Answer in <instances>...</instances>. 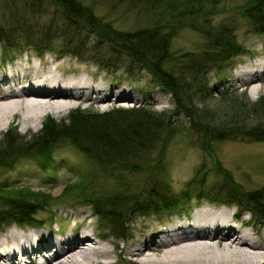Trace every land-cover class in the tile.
Wrapping results in <instances>:
<instances>
[{
	"label": "rangeland",
	"instance_id": "374dc122",
	"mask_svg": "<svg viewBox=\"0 0 264 264\" xmlns=\"http://www.w3.org/2000/svg\"><path fill=\"white\" fill-rule=\"evenodd\" d=\"M30 2L31 0H0V25L6 27L5 30H8L10 26L13 30L11 35L7 33L10 38L19 39L20 43L24 44L23 47L8 48L4 51L3 45L6 42L0 38L1 61L4 58L13 63L18 58L37 59V62H42L43 65L56 68L59 73L79 72L89 81H93L92 83L98 82L106 89L100 94H108V99L97 101L95 98L97 95L92 91L89 92V97L85 101L76 100L77 103L73 105L75 107L78 105L82 113L104 114L117 109L126 110L132 106H139L143 107L141 109L144 111L157 115L158 118L166 117L157 139L146 149L144 155L141 153V161L137 160L138 165L141 163L146 166L145 171H130L128 168L117 166L116 163L101 164L97 160L90 159L78 145L66 138H60L55 142L57 149L52 151L53 156L57 157L51 166L53 178L40 169L35 157L31 156L32 153L19 149L28 148L33 145L36 138L45 136L43 127L48 116L56 123L67 122L68 116L75 107L64 109L61 115H55L52 112L42 114L32 128H23L15 121H10L8 125L3 126L4 128L0 131V155L5 158L8 155L5 149L13 148L22 157L17 158L12 168L0 165V183L6 182V184L23 187L28 185L31 190L48 194L51 200L49 203L51 211L37 212L38 217L47 221L44 226L48 224L51 228L66 233V230L68 232L73 227L76 220L91 214V217L82 221L81 224H85L89 229L93 228L98 239L99 236L106 237L101 241L106 248H111L113 243L117 244L109 258L114 264H152L140 263L134 257L123 259L124 253L120 249L124 242L129 240L136 242L138 236L148 239L155 232L153 229L160 228V224L168 225L166 212L155 213L145 210L147 202L156 195L155 191L167 193L166 189H168L174 195H179L182 191L191 189V192L189 191L191 198L187 205H192L199 188L195 180L202 181L206 189L214 187L216 190L222 186L221 174L213 172L217 164L229 170L243 190H264L263 139L243 140L242 136H225L211 143L210 153L208 147L206 149L204 145L205 131L223 133L229 128H240L241 125L252 130L259 122H263L260 116L248 112L252 111L255 101L260 98L264 100V82H257L253 86L238 85L234 76L236 70L246 66L247 60L250 61L247 63L253 64L260 56L264 58V33L257 32L251 20L244 15L248 8L247 0L214 2L191 0L187 4L188 7L192 6L205 14L201 15V11L199 13V10H194L192 18L187 17L191 9L185 8L181 0H161L156 3L151 0H80L82 5L90 9V13L95 18L92 17L94 21L105 22L115 31L132 32L144 28L151 21L153 24L158 22V35L169 39V56L164 66L169 71L189 63L190 67L200 69L204 62V55L217 51L213 32L222 27H227L233 32L239 50L242 47L258 52V56L254 58L245 53L235 56L232 61L220 62L219 66L216 63L205 73L204 80L200 77L202 85L209 87V92L207 94L205 91L202 94L201 92L193 93L194 98L190 106L191 117L185 111L179 109L175 111L173 96L160 89L150 73L131 63V60L123 56L124 54L121 55L117 48L113 50L111 44L99 41L97 34L91 30L92 25L89 28L82 23H70L57 17L55 21L57 27L52 28L50 32L47 26L52 15L61 14V11L48 0H43L40 8L44 12L36 14L31 11L33 7ZM184 16L186 18L182 19ZM26 23L32 25V30L26 31ZM19 25L23 27L19 28ZM26 33L28 38L32 35L35 39H40L39 43L48 45L49 51L36 50L32 45L26 44L30 43L23 37H26ZM33 41L36 43L35 40ZM60 51L63 54L57 57ZM184 53L194 54L193 60L190 62L185 58L182 60L179 58L175 63L174 59ZM73 54H78L81 58L74 57ZM120 56L122 57L118 61L117 58ZM115 58L120 63L118 66L110 67L111 61ZM168 118L170 121L166 122ZM195 122L202 125L201 130L194 128ZM163 141L164 154L158 158ZM44 148H41L40 152ZM132 161L133 157L129 155L125 164L127 162L131 164ZM82 175L88 177L91 189L102 192L101 196L104 195L102 199L105 200L109 197L106 196L107 193L122 190L124 187L130 193L138 194L140 191L139 202L145 205V209H139L141 205L133 206L131 211L123 214L121 219L123 225L119 224L117 230V224L112 225L105 215L98 217L92 214L93 210L89 201H76L78 199L67 201L63 190L67 185L78 182ZM211 193L215 194L214 191ZM70 201H75L76 204L70 205ZM112 201L115 205L119 204L118 199ZM262 201L264 202V198ZM205 202L202 200L201 204ZM211 205L216 206L215 203ZM107 207L103 205L105 214L109 216ZM229 208L231 212L235 211L233 207ZM143 212L149 213L143 216L141 215ZM133 215L137 217L134 221L130 219ZM244 217L248 218L247 213H244ZM50 222L53 225H50ZM236 225L239 226V223L237 222ZM10 227L19 230L15 224L0 226V234L1 230L8 231ZM121 231L127 233L126 240L121 238ZM246 231L255 239L249 229ZM43 233L52 232L44 230ZM33 238L35 239L34 235Z\"/></svg>",
	"mask_w": 264,
	"mask_h": 264
},
{
	"label": "trees",
	"instance_id": "16d2710c",
	"mask_svg": "<svg viewBox=\"0 0 264 264\" xmlns=\"http://www.w3.org/2000/svg\"><path fill=\"white\" fill-rule=\"evenodd\" d=\"M48 1L61 11V14L56 13L52 15L47 26L48 31L51 32V30H53L52 28L57 27V25L55 26L57 17L58 19H62V21L70 23H82L89 28H91L92 25L91 30L97 34L99 41H105L106 43L111 44L113 50L117 48V50L121 52V55L124 54L123 56L128 57L131 60V63L138 65L140 69L150 73L154 81L160 87L172 93L175 101V111L177 109L185 111L188 113L189 117L192 116V114H190V110H192L190 109V106L195 92L196 94H199V92L202 94L204 91L205 94L209 92V87L207 85H202L200 77L204 80L205 73L211 66L216 63L220 64V62L224 61L228 56L234 55L238 51L233 32L227 27H222L213 32L215 37L214 45L217 46V51L204 55V62L200 69L190 67L189 63L186 66L182 65L179 69L178 67H175L172 71H169L164 67L169 56V39H167V37L163 38L161 34V36L158 35V22L153 24V21H151L152 23L149 22V25L144 26V28H139L132 32L115 31V29H112L103 21V23L94 21L90 9L82 5L80 0ZM151 1L156 3L161 0ZM181 1H183L185 8H187V4L191 2V0ZM211 1L214 2L218 0ZM247 1L248 8L244 15L251 20V23L254 25V29L257 32L264 33V0ZM30 3L31 7H33L31 10L32 12H35L36 14L44 12V10H41L40 8L43 4V0H31ZM195 3L197 4V1H195ZM188 9H191L187 16L189 18H192L194 10H199L194 9L192 6L188 7ZM200 11L201 10L198 12L200 13ZM201 15L205 14L201 11ZM184 18L186 17L184 16L182 19ZM26 24V31L32 30V25L29 23ZM22 27L23 26L19 25V28ZM8 28V30H5L6 27L0 25V38L6 42V44L3 45L4 50L8 48L12 49L14 47H23L24 44H21L19 39H14V37L10 38L7 33H10L11 35L13 30L10 26ZM23 37L27 42H30L26 44L32 45L36 50L49 49L48 45L39 43L40 39H35L32 35H29V37L35 40L36 43H34L31 38L27 37V33L26 37ZM70 53L72 54V52ZM74 55L78 56V54ZM121 57L122 56L117 58L118 61ZM179 58H181L180 60L185 58L191 62L194 58V54L184 53L176 57L174 62L176 63ZM118 61L116 58L112 60L110 67L116 66L115 64L113 65V63H120ZM203 83H205V81ZM248 113L260 116L263 122H259L252 130H248L245 126L241 125L240 128H229L224 130L223 133H215L212 131L204 132V145L206 149L208 147L209 153L211 143L213 141L221 140L225 136H242L243 140H264V100L260 98L255 101L253 103L252 111ZM46 119L47 121L44 123L43 127L45 136L36 138L34 143L32 142L33 145L28 148L19 149L24 150L23 152L28 151V153H32L31 156L35 157L42 170H46V167L44 166L46 165L45 163H47V151L51 150V147L55 145L56 140L66 138L73 144L78 145L80 150L86 152L92 160H97L101 164L116 163L117 166H122V168H128L130 171L140 172L142 170L145 171L146 166L141 163L138 165L137 160L139 159V161H141V153L144 155L146 149L153 144L155 139H157L159 131L165 123L166 117L162 116L158 118L157 115L146 112L144 109L129 108L126 110L117 109L104 114L82 113V110L75 109L71 111L67 122L61 121L60 123H56L51 117H47ZM169 121L168 118V121L166 122ZM193 125L196 130H201L200 128L202 125H200V123L195 122ZM233 126L235 127L237 125ZM207 143L210 144L207 145ZM43 147L45 148L40 152V149ZM164 147L165 144L163 141L158 158L162 157L164 154ZM5 152L6 154L8 153V155L5 156V158L0 155V165L3 164L7 166V168L12 167L18 157H22L17 151L15 152L13 148L5 149ZM20 152L22 153V151ZM129 155L133 157V161L131 164L128 162L125 164V160ZM215 168L216 169L213 170V172L218 173L219 175L221 174L222 182H220L222 186H219L216 190L214 187H207L206 189V187L204 188L202 181L195 180L199 185V188L197 189V197L244 204L257 220H264V202L262 201L264 198V190H243L239 183L234 180L229 170L219 164H217ZM125 189L126 188L124 187L122 190L116 192H114L115 190L110 191L106 194V196H109L108 199L105 200L102 199V197H104V195L101 196L102 192L91 189V185L88 183V177L82 175L78 182L67 185L63 190V194L67 197V201L73 199H78L76 201H89L93 204V208L97 211L98 215H105L106 219L112 225L117 224L118 226L119 224H122L121 219H123V214L131 211L133 206L141 205L139 209H145V205L139 202V198L141 199V192L138 191V194L130 193ZM190 190L191 189L182 191L179 195H174L168 189H166L167 193L164 191L162 193L155 191L154 193L156 195H153L152 199L147 202L145 210L154 211L179 206L189 199L191 195L189 194ZM211 191H214L215 194H212ZM117 199L119 200V204H113L115 202L112 200ZM46 200L51 201L48 194H42V192L31 190L28 185L23 187L6 184V182L0 183V225L10 224L11 222L18 224L38 222L34 217V214L40 208L39 205L41 201ZM103 205L104 207L108 206L107 209L109 211L107 213L109 216L105 214ZM118 229L119 226L117 227V230ZM125 234L126 232L121 231L120 235L125 237Z\"/></svg>",
	"mask_w": 264,
	"mask_h": 264
},
{
	"label": "bare ground",
	"instance_id": "6f19581e",
	"mask_svg": "<svg viewBox=\"0 0 264 264\" xmlns=\"http://www.w3.org/2000/svg\"><path fill=\"white\" fill-rule=\"evenodd\" d=\"M37 61L18 58L15 63L0 65V131L10 121L32 128L42 114L61 115L76 100L85 101L91 91L97 101L108 99V94H100L106 89L84 74H62ZM246 63L234 75L238 85L264 82V58ZM229 209L226 204L202 203L190 216L173 221L148 239L138 236L136 242H124L122 258L152 264H264V220L251 228L260 236L254 239L233 222L235 216ZM238 216L247 219L241 212ZM72 226L66 233L51 231L58 233L56 237L36 229L28 233L10 228L0 234V264H114L109 258L116 243L106 248L93 228Z\"/></svg>",
	"mask_w": 264,
	"mask_h": 264
}]
</instances>
